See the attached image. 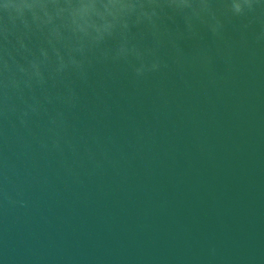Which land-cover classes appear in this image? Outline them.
Here are the masks:
<instances>
[{
    "label": "water",
    "instance_id": "water-1",
    "mask_svg": "<svg viewBox=\"0 0 264 264\" xmlns=\"http://www.w3.org/2000/svg\"><path fill=\"white\" fill-rule=\"evenodd\" d=\"M0 264H264V0H0Z\"/></svg>",
    "mask_w": 264,
    "mask_h": 264
}]
</instances>
